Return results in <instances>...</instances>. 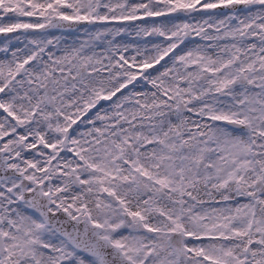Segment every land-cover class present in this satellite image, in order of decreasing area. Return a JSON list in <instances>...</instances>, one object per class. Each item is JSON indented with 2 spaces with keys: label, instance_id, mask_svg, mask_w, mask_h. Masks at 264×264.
<instances>
[{
  "label": "flooded vegetation",
  "instance_id": "af4514ba",
  "mask_svg": "<svg viewBox=\"0 0 264 264\" xmlns=\"http://www.w3.org/2000/svg\"><path fill=\"white\" fill-rule=\"evenodd\" d=\"M195 1L102 0L98 6L99 0H3L4 6L0 9V49L5 56L4 59H0V189L11 177L18 181L20 189L23 183L28 184L26 190H31L35 183H40L45 191L50 192L56 205L58 201L54 193L59 180L67 179L70 180L73 188L81 187L83 178L88 175L86 171H91L90 167L85 166L84 161L89 160L91 156L99 158L103 149L98 148L97 142L92 143L94 138L90 136L94 132L85 124L93 127L105 124L106 118L100 117L98 113L107 108L111 110V119H114L110 132L116 131L115 134H118L117 123H121L116 117L118 100L130 90L137 91V96L144 91L157 95L153 89L157 87V90H160L159 94L168 102L182 98L185 101L184 111L192 114L195 110L199 111L200 102L196 95L203 92L199 87L204 82L203 74L209 69L206 65L211 63L214 76L218 72L233 74L234 68L229 57L219 58L216 55L212 59L204 58L205 53H202L204 48L200 47L191 48L196 65L191 67L193 74L196 75L191 84L187 82L191 76L185 68L187 61L179 63L173 70L167 69V66L170 67V61H177L178 52L182 51L185 45L192 43L196 30L200 29L198 22L192 24L191 15L174 14V12L186 6H195L196 14L217 16V19L227 14L231 23H235L228 28L229 30L251 34L258 41L264 39V0H198L197 3ZM219 4H227L230 8L211 10ZM55 16L68 19H86L92 16L98 21L75 30H64L47 26ZM177 17L184 18V24L163 32L164 19H177ZM189 21L197 28L196 30L190 26ZM213 25L214 28H223V23H219L218 20ZM15 28L20 29L18 34L1 35L4 30ZM187 30L190 32V38L185 42L183 39ZM63 34H77L79 40L72 37L61 43L60 35ZM92 35H95V38ZM107 35H111L110 41L100 40ZM171 39L176 40L167 44ZM173 46L175 48L172 50ZM241 55L242 52L239 53V64L243 61ZM249 61V58L246 59L245 70H242L247 81H251L249 73L254 69ZM83 64L88 66V70L95 72H83L78 76ZM256 69L261 71L258 66ZM155 74H158V80ZM167 78L178 80L179 87L182 88L172 90L165 81ZM62 79L67 83L66 89H58ZM131 80L136 82L134 86L129 89H119L123 82ZM153 80L158 86L153 84ZM48 81L52 85L53 106L46 100ZM117 84V93L111 97L112 89ZM248 87L245 84L236 85L232 82L230 90H237L239 95H244L249 88H259V85L255 83V87ZM209 93L210 107L215 112L217 121L209 124H205L202 120L197 121L193 127L192 137L189 136V132H185V129L180 132L182 160L174 190H179V195L181 194L182 201L178 214L184 218L185 226L179 222L175 230L184 232L182 236L187 257L179 258L178 252L170 247L175 264L188 263L192 256L195 257L193 253L197 243L208 240L198 239L197 235H223L220 233L221 230L203 233L191 230L187 226L189 225L188 210L210 222L216 221L213 230L224 225L227 220L231 221L227 214L221 217L219 213L206 212L205 207L208 204L220 203L213 202L218 200L219 195L211 198L213 191L206 187L203 174L196 168L195 160L203 151L198 141L205 137L206 142L203 143H209L212 150L215 144L221 146L220 150L216 148L212 157V173L215 176L213 182L219 184L218 191L229 189L233 193L237 187L239 200L250 199L248 150L245 149L242 160L235 166L233 156L228 149V142L223 140L218 143L214 138L217 136L214 130L216 124L223 131L234 130L231 126L218 122L219 114L233 118L228 117L229 114L234 115L237 112L246 118L247 106L237 102L226 88L219 90L217 83H211ZM101 96L109 100L98 106ZM261 117L264 119V115ZM72 124L75 126L65 139L66 129ZM212 125L215 126L211 127ZM258 126L264 129V124L259 123ZM261 138L264 140V135ZM103 140L101 138L99 142ZM116 140L118 141V137ZM135 140L141 142L142 138L138 135ZM109 146H114V143H110ZM205 148H209L207 144ZM215 156H219L217 164ZM188 161L191 163L190 166ZM11 167L19 174L5 178ZM94 172H100L99 167ZM73 175L77 176L76 180ZM171 178L172 173L168 168L164 175L165 188H171ZM114 189L118 193V184ZM150 190L148 193L152 192ZM98 191L103 195L102 187L99 186ZM3 197L0 198V204ZM225 199L227 202L228 198ZM111 203L118 205V199L117 202ZM164 214V221H170L171 209ZM96 223L102 234L110 236L118 244V227L114 229V234H111L98 222ZM231 236L233 237L234 233ZM130 256L139 261L137 256ZM140 260L143 264L149 262V259ZM198 261L200 260H196L195 264ZM167 264H172V261Z\"/></svg>",
  "mask_w": 264,
  "mask_h": 264
},
{
  "label": "rangeland",
  "instance_id": "374dc122",
  "mask_svg": "<svg viewBox=\"0 0 264 264\" xmlns=\"http://www.w3.org/2000/svg\"><path fill=\"white\" fill-rule=\"evenodd\" d=\"M192 24L200 25V29L193 26L190 21V26L197 31L192 43L185 45L182 51L177 54V61H170V67L167 69H175L177 65L181 62L187 61L186 71L191 73L188 84H191L196 75L193 74L192 68L195 67L194 56L191 48L203 47V57L213 58L218 56L219 58L229 57L230 61L233 56L239 54L242 51L243 64H247L246 59L252 58L254 61V69L249 73L250 79H253L259 88H249L247 93L243 96L236 95L235 99L239 101H245L248 111V117L256 129L253 133H246L236 130H225L216 124L214 130L217 132V136L214 137L216 142L221 143L223 140L228 142V149L233 156L235 166L238 162L242 160L245 152V139L249 141H258L256 146H250L249 150V186L250 191L253 190L254 180L261 175V171L264 169V140H259L260 131L264 133V129L259 128L258 124H264V119L261 117L264 114V87H262V75L261 71H258L256 67L264 63V40L258 41L257 45L255 39L252 35H247V33H240L236 31L229 30L228 28L235 24L231 23L227 14L222 15L219 19L217 16L208 15H194L191 16ZM184 18H165L163 27V32H168L172 27H177L184 24ZM219 21L223 23V28H214V22ZM161 23V22H158ZM162 24V23H161ZM220 25H218L219 27ZM195 27V28H194ZM53 37H55L53 35ZM59 35L57 36V38ZM176 39H171L170 42ZM60 42H66L62 40L60 35ZM195 43V45H194ZM2 48V46H1ZM218 52V53H216ZM3 51L0 49V59H4ZM211 65V63H210ZM201 66H203L201 64ZM242 69L237 67L234 69V73L230 74H217L213 78H208L206 81L201 83L199 89L203 90V93L199 97L209 95L208 89L211 83H217L218 87L221 85L232 86L233 78L235 74ZM166 77V76H165ZM155 78L158 80V74H155ZM169 83L172 90H178L180 82L178 80H171L169 78L165 79ZM61 84L58 89H66L67 83L64 79L61 80ZM235 83V82H234ZM154 84H157L154 82ZM228 89V88H227ZM154 90H156L154 88ZM229 93L233 95L232 90L228 89ZM129 93H125L118 100V113L116 117H124L125 123L118 125V134L115 132H110L112 130V125H114V119H111V110L102 109L98 114L105 119V124L102 123L97 127L87 126L94 134L90 138H94L92 143L97 142L98 148L102 149V154L97 159L93 156L90 158V164L99 167V171L95 174L93 171H86L87 176L83 178V184L80 188H73L70 184V180H59L56 184L55 195L59 206L66 207L71 213L83 217L89 214L94 221H97L102 228L111 234H114V229L118 227V245L122 247L125 253L128 255L137 256L139 259H149L148 264H167L172 261L175 264V260L171 253V248L167 240L168 231L172 228H177L179 222L185 226L184 218H181L179 213V206L181 205V194L179 195V190L175 191L174 187L176 185V177L180 172L179 162L181 161V154L179 148V132L185 129V132H189V136L193 133V127L196 125L197 121L202 120L201 115H205L209 118L210 111L206 104L201 103V101L206 102L207 98H199V113L198 117L192 116L188 113L180 112L176 109V104H171L167 99L152 95L151 92H142L141 95L137 96V91L130 90ZM200 93V92H199ZM239 96V97H238ZM206 113V114H205ZM261 117V118H260ZM110 119V120H108ZM203 122H206L202 120ZM93 122V119L90 120ZM212 125L211 127H214ZM185 127V128H184ZM202 128L200 129V131ZM86 132V129L84 128ZM205 133V132H204ZM138 135L142 138V142L136 143L135 139ZM198 135V134H197ZM100 137V138H97ZM118 137V141L116 138ZM104 140L99 142V139ZM146 140L157 141L153 145H147L144 142ZM129 141L131 148L129 152H125V143ZM191 141V140H190ZM188 141V142H190ZM206 142V138L203 137L199 144L203 147V151L196 158V168L203 174V178L206 181V187L213 191L211 198H215L216 195L220 200V204H208L206 212L210 214L219 213L221 217L228 215L229 220H225L224 225H220L219 228L213 227L216 221L211 222L208 219L201 218L199 214H194L191 211L189 213V219H187L189 225H187L191 230L198 233H203L207 231H220L223 233V238L218 240H205L199 241L197 247L188 263L181 264H195L196 260H200L197 264H264V209L259 208L255 212L252 201L248 200H232L231 197H236V192L234 194L227 189L226 192L223 190L218 191L219 184H214L212 181L215 178L214 173H212L211 159L214 156L216 148L221 149L220 144H215L214 149L210 147L209 143ZM114 143V146L110 147L109 144ZM118 143V145H117ZM205 144L209 148H205ZM252 145V144H251ZM197 146V143H196ZM253 149L259 151V156L261 158V165L255 167L253 160ZM212 150V152H210ZM223 152V151H221ZM89 154V153H88ZM129 158L132 160L129 162ZM216 164L219 161V156H215ZM127 164L133 165V172ZM85 166L90 167L88 161L84 162ZM190 161L188 165L190 166ZM106 165V166H105ZM109 167L111 174L106 175L105 169ZM156 166H159L158 170H155ZM168 168H171L172 178H171V188L166 187L164 183V175ZM86 170V168H85ZM143 181L151 188V193H144L138 185V180L140 177ZM222 179L220 178L219 181ZM111 186H116L118 184V193L112 191L118 197V205H114L106 197L105 192L102 195L99 193V186L107 188L105 184ZM221 183V182H218ZM222 184V183H221ZM150 190V191H151ZM19 183L14 178L9 179L3 184V188L0 189V198H2V203L0 204V215L3 216V228L11 231L9 238V244L15 255L6 257V259L1 260L0 264H46V260L38 257L31 256L35 250L36 253L46 255L49 262L57 257V255H49L44 252L40 246H33L34 243L38 244V236L43 237L38 226V219L34 212L30 213L26 209L27 202H19L17 197L19 194ZM165 191V193H164ZM181 191V189H180ZM229 198L227 202L224 203L223 198ZM262 201L264 202V196H262ZM212 202V201H211ZM214 202V201H213ZM188 206V204H186ZM171 209L170 221L165 219V214L163 215L160 210ZM203 208H201L202 210ZM203 211V210H202ZM248 212H252L253 220L249 219L247 224H245ZM29 216L30 219H26ZM34 216V217H33ZM192 216V217H191ZM129 217V218H126ZM188 216H185L187 218ZM36 218V220H34ZM143 220L144 223L151 228H154L152 233H147L140 231L137 228V221ZM10 221L15 223V228L10 225ZM224 222V221H223ZM222 222V223H223ZM221 223V224H222ZM211 226V228H209ZM47 230V229H46ZM235 234V238H231L232 234ZM228 236V238H227ZM34 237V238H33ZM117 240V236H115ZM42 240L48 243L55 244L59 246V256L65 257L71 264V260L76 261V264H96L97 259L84 257L78 253H75L71 249L65 240L55 234L47 235V239L44 237ZM255 241L250 247V253H246V246L250 241ZM24 244L30 250H24L18 242ZM34 241V242H32ZM50 245V244H49ZM150 245V247H149ZM204 247V252L209 259H204L202 255V247ZM33 247V249H32ZM208 252V254H207ZM56 253V250L53 254ZM151 256V257H150ZM139 259V260H140ZM203 259V260H201ZM213 259V262L210 261ZM84 261V262H83ZM202 261H210V263H202ZM218 261L219 263H216ZM99 264V263H98Z\"/></svg>",
  "mask_w": 264,
  "mask_h": 264
},
{
  "label": "water",
  "instance_id": "95a60500",
  "mask_svg": "<svg viewBox=\"0 0 264 264\" xmlns=\"http://www.w3.org/2000/svg\"><path fill=\"white\" fill-rule=\"evenodd\" d=\"M231 123L235 124L234 121H231ZM256 184L259 185V189L253 195L264 193L263 179H259ZM30 199L33 202V207L44 216L48 223L68 237L78 248L95 255H101L104 264H138L128 259L122 250L114 245L107 237L100 236L97 226L91 224L89 220L76 223L69 218L66 211H50L48 209L50 203L49 195L45 194L42 196L39 187L30 193ZM74 224L75 227L73 226ZM174 246L178 251L182 249L180 241H177Z\"/></svg>",
  "mask_w": 264,
  "mask_h": 264
}]
</instances>
